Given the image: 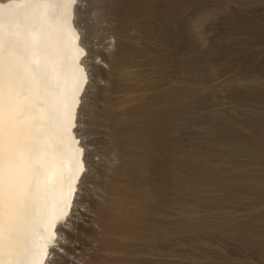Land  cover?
I'll list each match as a JSON object with an SVG mask.
<instances>
[{
	"label": "bare ground",
	"instance_id": "bare-ground-1",
	"mask_svg": "<svg viewBox=\"0 0 264 264\" xmlns=\"http://www.w3.org/2000/svg\"><path fill=\"white\" fill-rule=\"evenodd\" d=\"M243 1L225 0L224 9ZM110 2L0 0V264L67 263L71 245L83 239L77 217L81 204L92 213L99 240L95 247L83 243L84 251L71 264H110L153 221L141 206L151 196L148 162L162 160L170 140L167 131L196 97L204 73L190 38L191 24L184 19L197 0H155L160 6L156 15L165 14L167 21L153 28V18L149 19L148 34L143 31L148 20L140 22L145 14L138 16L140 20L126 19L120 27L105 14ZM218 11H209L206 17L213 18ZM228 16L226 24L236 32L253 39L259 34L237 13ZM97 27L108 40L102 47L93 42ZM183 42L188 49L179 47ZM141 51L146 55L141 57ZM144 65L146 71L141 70ZM172 72L184 86L179 82L170 86ZM113 82L115 91L110 89ZM238 99L254 109L256 117L238 128L206 117L199 125L206 137L183 160L191 167L190 177L196 176L191 180L194 186L204 194H224L229 175L236 183L264 186V94ZM99 104L116 130L108 137L106 172L97 193L89 187L98 176L96 149H91L95 142L86 135ZM217 158L224 173L217 174ZM131 165L140 169L136 185L129 179ZM179 173L174 176L177 186L193 184ZM90 192L97 197L96 207L86 204ZM50 198L59 203V215ZM231 232L264 255V223Z\"/></svg>",
	"mask_w": 264,
	"mask_h": 264
},
{
	"label": "rangeland",
	"instance_id": "rangeland-1",
	"mask_svg": "<svg viewBox=\"0 0 264 264\" xmlns=\"http://www.w3.org/2000/svg\"><path fill=\"white\" fill-rule=\"evenodd\" d=\"M112 1L113 3L110 2L109 4H114L113 7L110 8V5L107 4L105 14L114 19L116 23L118 21L120 27L128 18L140 20L141 17L138 16L143 13L145 15H142L143 19L140 22L148 20L147 25H145L147 28L143 29L144 34H148L151 29L149 19L151 21L153 18V28H157L159 22H163L166 18L163 13L156 15L160 6L158 8L155 0H143L144 4L148 2V6L142 4V0H133L136 3L129 0L130 6L127 4L128 0ZM224 1L197 0L193 9L185 15V24H191L190 38L193 43H196L194 46L197 61L200 69L204 70L201 86H199L196 97L187 102L179 120L171 123L167 131L170 143L168 142L164 149L162 160L151 159L148 162V185L151 188V193H149L151 196L149 199L147 197L144 201L141 200L143 202H141V206L149 210L153 221L144 227L145 233L142 234V237L134 240L130 246L125 248V253H121L110 264H264L263 254L242 240L235 239L231 232L235 227L259 226L264 223V186H255V188L249 184L236 183L234 178L229 175L224 184V194L223 192L218 196H216L217 193L204 194L202 188L194 186L196 183L191 180H195L196 176L190 177L193 174L189 171L191 167L183 161L188 157L190 150L194 149L197 144L202 142V138L206 137V135L203 136L205 128L199 126L206 117L211 115L215 118L224 119V121H228L230 127L238 128L241 122L250 121L256 117V111L248 105L240 104L238 98L249 97L255 93L264 94V2L244 0L240 4L231 3L229 8L224 9ZM133 3L137 8L133 6ZM125 4H127V8ZM141 8L142 11L139 10ZM143 10L147 11L148 14ZM212 10H219L215 16L218 19L206 17V14ZM233 12L242 17L245 22L247 21L259 33L254 39L242 32H236L230 24H226L228 15ZM90 14L94 16V12ZM95 30L93 42L102 47V44L107 43L108 40H106L103 29L97 27ZM207 30H211L212 32H209L211 34H205ZM171 42L174 44L173 40H168V43ZM179 47L188 49V44L183 42L179 44ZM140 53L141 57L146 55L143 51ZM142 62L144 64V58ZM147 68L144 65L141 70L146 71ZM168 82L170 86H174L175 82L181 83L175 72H172V77ZM180 85L184 86L185 84ZM110 89L113 91L117 89L114 82ZM105 96L106 93L102 92L100 99L104 101ZM103 106L98 105V110H96L93 119L94 126H89L91 129L89 131L92 134L86 135L89 140L93 141V144L95 142L92 145L94 147L91 148L90 146V148L96 149L94 160L97 163L98 176L89 187L97 193L104 182L106 172L104 165L111 134L116 130V125L110 120ZM193 107L195 109L197 107V109L195 110ZM245 110L250 112H245ZM244 115L246 116L244 117ZM193 123L194 126L196 125L195 128L192 127ZM112 129L113 131H111ZM97 131L99 133H96ZM105 140H107V144ZM190 147L191 149H189ZM158 163H162V165L158 166ZM220 163V158H217V162L214 163V166L218 168L217 174L224 173L218 166ZM163 167L165 169L164 175L160 174V169ZM136 170L140 172L137 166H132L129 175V179L134 185L139 180L137 177L141 175ZM178 172H180L183 180H190V183L193 184L191 186H177L174 176ZM134 177L136 178L134 179ZM200 191L201 193H199ZM90 194L91 198L86 204L96 207L97 197L93 192ZM81 206L82 204L79 206L80 213H77V217L80 218L78 221L83 231V239L71 245L69 251L71 255L67 256V263L65 264L76 261L80 253L84 251L83 243L95 247L94 241L99 240L93 230L92 213L87 207L84 209L82 206V209ZM97 250L95 252H98ZM97 261L101 260L97 259Z\"/></svg>",
	"mask_w": 264,
	"mask_h": 264
},
{
	"label": "snow or ice",
	"instance_id": "snow-or-ice-1",
	"mask_svg": "<svg viewBox=\"0 0 264 264\" xmlns=\"http://www.w3.org/2000/svg\"><path fill=\"white\" fill-rule=\"evenodd\" d=\"M52 254H53V255H55V253H54V252H53Z\"/></svg>",
	"mask_w": 264,
	"mask_h": 264
}]
</instances>
